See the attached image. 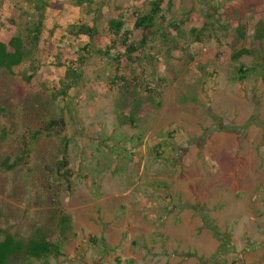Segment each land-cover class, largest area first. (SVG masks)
Segmentation results:
<instances>
[{
    "label": "rangeland",
    "instance_id": "obj_1",
    "mask_svg": "<svg viewBox=\"0 0 264 264\" xmlns=\"http://www.w3.org/2000/svg\"><path fill=\"white\" fill-rule=\"evenodd\" d=\"M45 1L47 34L33 56L34 81L23 80L33 61L0 73L1 239L10 233L27 240L38 227L56 237L58 201L72 231L65 255L49 264H264V77L238 79L241 64L252 68L264 55L253 41L264 0H176L163 27L172 34V22H185L180 45L190 55L159 41L157 61L126 63L119 74L131 84L128 102L145 101L134 128L119 124L124 84L112 85L115 64L98 50L112 43L104 28L118 8L132 29L134 12L147 11L150 0ZM35 3L0 0L1 41L26 34ZM91 22L102 34L95 42L72 39L63 27ZM55 26L61 30L52 36ZM193 28H208L200 42ZM89 44L90 55L80 51ZM242 49L252 55L235 62ZM124 51L119 44L113 54ZM80 54L88 57L83 78L55 100L65 72L58 64L76 67ZM146 81L160 88L159 98L145 92ZM62 117L72 141L71 180L53 172L57 135L39 139L28 165L5 168L25 127ZM92 237L107 240L108 255Z\"/></svg>",
    "mask_w": 264,
    "mask_h": 264
},
{
    "label": "trees",
    "instance_id": "obj_2",
    "mask_svg": "<svg viewBox=\"0 0 264 264\" xmlns=\"http://www.w3.org/2000/svg\"><path fill=\"white\" fill-rule=\"evenodd\" d=\"M90 5L94 3V0H85ZM176 0H150L149 9L138 10L134 12V25L133 28H127V22L124 18V14L121 8H118V14L116 19L110 20L105 28V34L111 37V45H108L105 49L98 50V53L102 57H107L113 61L116 68V77L112 79V85L116 86L119 83L124 85L121 87L120 95L121 99L127 103L123 108L117 110L118 120L121 126L136 127V123L139 119L140 112L143 109L145 101L143 99L129 101V95L131 94V84L126 77L122 75V70L128 66H139L145 61L150 59H157V44L159 41L165 42L171 45L173 50H179L183 55L189 53L187 48L180 45V41L186 39L184 32V21L175 20L169 25V29L172 30V34H169L163 27L166 21L165 12L172 11ZM48 16V4L45 0H36L35 3V15L31 18L30 25L26 28V34H19L14 36L10 41L5 42L0 40V73L5 71L10 74L14 73V69L22 66L27 61H33L32 70L33 74L23 75V80L27 83H32L36 76L35 60L33 58L35 50L40 48L45 36H46V19ZM208 26H210L208 24ZM67 35L72 39H88L91 42H95L102 36L101 31L96 22L75 24L69 27H65ZM208 28L191 30L192 35H196V42L201 41L200 35L204 30ZM61 26H55L50 30V35L54 36L60 33ZM136 33L137 37L134 38L133 34ZM198 33V34H197ZM238 33L244 37V33L238 30ZM114 37V38H113ZM113 38V39H112ZM254 46L258 47L264 54V23H259L255 28L253 37ZM124 48L123 54L114 56L113 51L116 50L118 45ZM182 47V48H180ZM81 52H86L88 55L91 53V45L83 47ZM252 52L248 49H242L233 54V60L240 62L245 56H251ZM79 62L73 63L71 66L59 63V67L65 68L63 78L60 79V87H53V98L58 100L60 97H68L74 88L77 87L81 79L83 78L82 67L88 60V57L80 54ZM255 66L249 68L244 64H241L238 68V79L244 82L256 73H262L264 77V55L257 59ZM135 74V73H134ZM140 75L142 78L146 77L145 72L141 69ZM137 78V76H135ZM139 80V79H137ZM1 81V79H0ZM140 82V81H139ZM160 88L152 85L150 82H145V92L150 95H154L155 98L160 97L158 92ZM158 92V93H157ZM147 101L154 103L151 97H147ZM159 104V103H158ZM68 123L66 119H52L50 122L44 124L39 129H32L25 127L20 139V148L17 156L12 164V158H7L5 162V168L9 171L16 170L24 165H28V162L33 154L35 144L43 135H57L59 138L60 146L58 147L57 160L53 164V172L58 179L71 180L72 171L70 170V146L71 139L66 135ZM57 206V211L53 219H57L58 234L54 237V233L45 228H36L32 235L27 239H22L13 234L7 233L3 239L0 237V264H30L31 260L41 262L43 264H49V259H59L65 254L63 252V245L69 239V233L72 231V221L67 214V210L61 206L60 202L54 201ZM92 243L98 244V242L105 248V255L109 253V246L105 238L97 239L92 237L90 239ZM117 264H122L119 258L116 260ZM32 264V263H31Z\"/></svg>",
    "mask_w": 264,
    "mask_h": 264
}]
</instances>
